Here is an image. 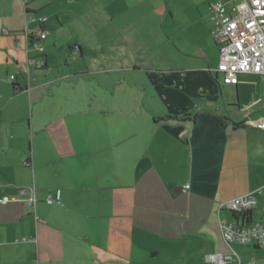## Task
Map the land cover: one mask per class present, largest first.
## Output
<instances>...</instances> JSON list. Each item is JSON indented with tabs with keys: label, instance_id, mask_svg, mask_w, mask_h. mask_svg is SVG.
I'll return each mask as SVG.
<instances>
[{
	"label": "crops",
	"instance_id": "obj_1",
	"mask_svg": "<svg viewBox=\"0 0 264 264\" xmlns=\"http://www.w3.org/2000/svg\"><path fill=\"white\" fill-rule=\"evenodd\" d=\"M29 3L0 8V199L33 189L36 205L0 204V264H155L188 250L205 249L204 261L221 254L220 224L232 215L220 204L258 189L264 203V131L249 125L264 116L263 79L239 75L228 86L209 69L145 68L135 61L149 51L135 49L143 21H73L76 35L60 38L71 24L50 6L62 20L49 26L51 40L48 20L37 22L45 66L29 70L27 47L36 40L28 29L14 31L36 15ZM129 3L94 0L93 15L123 4L113 16L131 17ZM206 25L210 35L208 7ZM242 76L258 84L242 90ZM242 93L249 101L240 105ZM183 115L189 119L158 120ZM57 193L59 203L45 202Z\"/></svg>",
	"mask_w": 264,
	"mask_h": 264
},
{
	"label": "rangeland",
	"instance_id": "obj_2",
	"mask_svg": "<svg viewBox=\"0 0 264 264\" xmlns=\"http://www.w3.org/2000/svg\"><path fill=\"white\" fill-rule=\"evenodd\" d=\"M29 1V0H28ZM215 0H128V12L132 13L129 17L123 13L122 16H113V12L117 14L123 10V4H118L110 9V11L102 12L100 15H93L94 0H57L53 2L51 0H30L29 11L36 12L34 18H45L48 21L45 23V31L49 34L47 40H51L52 36L49 32V26L56 22L57 18L62 20L60 15L51 16L46 12L48 6L57 9L64 10V17L69 20L71 27H66L65 30L59 34L60 38H64L70 35H76L73 30L72 22H84L91 21L94 18H99L102 21L113 19H130L136 21H143L145 25L136 26L134 28L135 38L139 35L143 36L141 43L135 40V49L140 46L144 48L148 46V52L143 53V58H136V63H144L143 67L150 69L160 68H176L179 70L189 69H205L214 70L218 63L217 51L210 38L207 21V7L210 2ZM228 2L229 0H219ZM27 2V0H26ZM48 3L46 6H42L36 10L33 8L34 4L37 6ZM162 4L165 6L167 11L165 15L159 16L152 9ZM22 6L20 0H7L0 2V8L5 11L14 8L17 9ZM146 14V15H145ZM115 17V18H114ZM28 26L22 23L21 26L14 31L26 32L27 29L31 31L32 37L37 40V28L38 23L36 21L28 22ZM57 24V22H56ZM63 24V22H62ZM58 26V25H57ZM8 29V28H6ZM10 30V29H8ZM23 35V34H22ZM21 36V35H20ZM29 37V35H28ZM4 38L1 35L0 28V40ZM50 38V39H49ZM2 42V41H1ZM60 52L62 49L58 47ZM32 50L30 54H34ZM245 84L240 85V89H250L247 82H255L258 84V79L253 76H242L240 77ZM245 85V86H244ZM252 88V87H251ZM228 94V93H227ZM229 101V113L233 115V112L237 111L236 108V96L234 92L229 93L226 97ZM240 105L245 104L249 101L248 97H244L243 93L238 98ZM233 113V114H232ZM264 212V203H257L256 209L252 210L253 218L257 219L262 216ZM231 249L239 256L243 261L250 258L256 260V264H264V248H254L253 246H242L236 243L230 245ZM205 249H198L196 251H186L180 257L171 259L169 256H160L156 259L155 264H214L209 261H204ZM230 253L229 249L225 245L221 255ZM201 256V257H200Z\"/></svg>",
	"mask_w": 264,
	"mask_h": 264
},
{
	"label": "built area",
	"instance_id": "obj_3",
	"mask_svg": "<svg viewBox=\"0 0 264 264\" xmlns=\"http://www.w3.org/2000/svg\"><path fill=\"white\" fill-rule=\"evenodd\" d=\"M22 3L26 5V0H22ZM208 18L211 24L210 35L218 47V63L212 73L220 83L236 86L238 76L247 74L259 76L264 81V0H230L229 3L215 0L208 5ZM46 20L26 15L27 23L36 21L42 24ZM36 33V42L31 41L27 47L26 63L29 70L41 69L45 66L44 48L39 42L46 38V33L41 29H38ZM29 50L35 52L33 56H28ZM9 80L14 81L15 77L10 76ZM249 125L264 131V116L249 122ZM188 188L189 186H185V189ZM261 193V189H258L232 198L220 204L219 210L224 209L236 215L251 214L257 207ZM20 195L25 194L21 191ZM9 202H25L34 209L36 205L34 190L30 189L24 199L19 197L0 199V204ZM45 202L59 203V193L55 198L48 197ZM34 218L38 220L36 216ZM220 232L230 253L208 255L207 261L214 264H256L254 258L241 260L230 245L236 243L242 246L264 248V212L260 218L251 220L248 225H241L240 220L221 223Z\"/></svg>",
	"mask_w": 264,
	"mask_h": 264
},
{
	"label": "trees",
	"instance_id": "obj_4",
	"mask_svg": "<svg viewBox=\"0 0 264 264\" xmlns=\"http://www.w3.org/2000/svg\"><path fill=\"white\" fill-rule=\"evenodd\" d=\"M29 40H32V37H29ZM14 91H21L23 90L24 88L22 86H18V85H13L12 86ZM197 117V115H194L193 116V119H195ZM168 119H178V120H186V119H189L187 115H183V116H180V117H172V116H164V117H160L158 118V120H168ZM240 125V124H238ZM232 215V221H238L240 220L241 221V225H248L251 220H252V216L250 213H247L245 215H240V214H234V213H231Z\"/></svg>",
	"mask_w": 264,
	"mask_h": 264
}]
</instances>
